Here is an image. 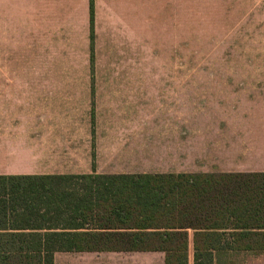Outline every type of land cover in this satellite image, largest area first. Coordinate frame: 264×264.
Returning a JSON list of instances; mask_svg holds the SVG:
<instances>
[{"label":"crops","instance_id":"crops-1","mask_svg":"<svg viewBox=\"0 0 264 264\" xmlns=\"http://www.w3.org/2000/svg\"><path fill=\"white\" fill-rule=\"evenodd\" d=\"M92 5L95 51L104 41L116 42L115 28L124 31L119 45L135 39L126 34L130 22H140L144 31L150 13V0H0V177L264 173V143L247 146L228 135V127L193 124L192 117L178 126V151L171 154L178 169L158 171L150 131L118 124L119 101L91 92L92 85L123 78L39 75L69 69L72 62L82 61L86 69ZM139 42L144 46V32ZM28 69L31 75H24ZM20 232L26 231L0 234ZM54 264H165V255L63 252L54 255Z\"/></svg>","mask_w":264,"mask_h":264},{"label":"trees","instance_id":"trees-1","mask_svg":"<svg viewBox=\"0 0 264 264\" xmlns=\"http://www.w3.org/2000/svg\"><path fill=\"white\" fill-rule=\"evenodd\" d=\"M8 230L26 232L0 234V264H54L63 252L188 264L190 246L194 264L264 255V173L0 177Z\"/></svg>","mask_w":264,"mask_h":264},{"label":"rangeland","instance_id":"rangeland-1","mask_svg":"<svg viewBox=\"0 0 264 264\" xmlns=\"http://www.w3.org/2000/svg\"><path fill=\"white\" fill-rule=\"evenodd\" d=\"M130 24L126 34L135 39L119 45L124 31L115 28L116 42L104 41L99 51L92 24L86 69L82 61L72 62L69 69L39 75L123 78L120 84L92 85L91 92L119 101L118 124L150 131L152 152L160 154L151 158L158 171L178 169L171 154L178 151V126L190 117L193 124L228 127V135L247 146L264 143V0H150L144 31L140 22ZM29 120L24 112V123ZM165 151L168 157H162ZM188 264H194L192 246ZM223 264H264V255H233Z\"/></svg>","mask_w":264,"mask_h":264}]
</instances>
